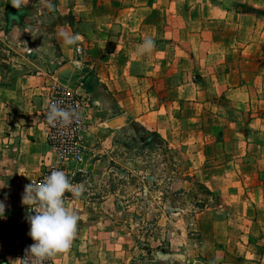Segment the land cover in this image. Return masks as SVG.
Instances as JSON below:
<instances>
[{
	"label": "crops",
	"instance_id": "0c3cea01",
	"mask_svg": "<svg viewBox=\"0 0 264 264\" xmlns=\"http://www.w3.org/2000/svg\"><path fill=\"white\" fill-rule=\"evenodd\" d=\"M62 31L80 39L66 44ZM146 37L154 47L141 54ZM86 75L95 98L135 99L136 128L185 146V177L211 194L196 213L207 264H264L253 243L264 235V0H0V264H21L25 185L61 162L44 137L42 95ZM64 199L81 220L55 264H105L98 218L86 217L98 201Z\"/></svg>",
	"mask_w": 264,
	"mask_h": 264
},
{
	"label": "rangeland",
	"instance_id": "374dc122",
	"mask_svg": "<svg viewBox=\"0 0 264 264\" xmlns=\"http://www.w3.org/2000/svg\"><path fill=\"white\" fill-rule=\"evenodd\" d=\"M87 78L68 86L72 88L51 86L42 95L40 117L48 144L66 156L67 169L77 170L71 183L87 181L84 193L99 203L100 208L86 217L98 218L101 235L96 245L103 263L207 264L205 235L197 229L196 213L212 204L211 194L204 181L189 182L185 177L189 174L185 146L156 131L136 128V123H144L137 119L135 99L110 91L105 98H95L93 78ZM78 86L87 92L83 94ZM53 103L69 106L68 123L60 119L49 123L47 113ZM151 132L155 137L149 136ZM86 157L90 162L101 160L95 173L83 172ZM256 236L253 243L264 247V235ZM115 245L117 250L110 255Z\"/></svg>",
	"mask_w": 264,
	"mask_h": 264
},
{
	"label": "clouds",
	"instance_id": "9594fccd",
	"mask_svg": "<svg viewBox=\"0 0 264 264\" xmlns=\"http://www.w3.org/2000/svg\"><path fill=\"white\" fill-rule=\"evenodd\" d=\"M13 5L18 6L19 0H13ZM60 35L66 44H74L80 39L79 34L69 35L62 31ZM153 47L154 40L146 37L137 50L142 54L150 52ZM71 116L70 111L53 103L49 106L47 120L52 123L60 119L68 123ZM84 191L83 183H71L62 170L51 171L39 183L25 185L21 203L28 206V235L34 241L26 250L25 256L30 255L31 260L26 259L25 264H41L45 258L71 247L81 217L66 205L64 194L70 192L73 197L79 198ZM5 208V203L0 201V218L5 217Z\"/></svg>",
	"mask_w": 264,
	"mask_h": 264
},
{
	"label": "built area",
	"instance_id": "2783aa9c",
	"mask_svg": "<svg viewBox=\"0 0 264 264\" xmlns=\"http://www.w3.org/2000/svg\"><path fill=\"white\" fill-rule=\"evenodd\" d=\"M64 93H67L70 95V92H66L65 90H62V94ZM69 109V106L67 107ZM67 108H63V109H67ZM49 141L51 142V144L53 145L55 143V140H50ZM65 157L66 156H61V162L59 165L57 166H53L47 170H45L33 183H39L43 180V178L50 174L51 171L53 170H62L64 171V173L66 174V176L68 177V179L70 180V182H72V178L75 176L76 174V171L77 170H70V169H67L66 165H65ZM28 215V213H27ZM27 217V216H26ZM24 226H25V238H24V241L20 247V259H21V264H25V260H31V256H25L26 255V250L28 249V247L34 243V241L32 240V238L28 235V232H29V229H30V224L28 223L27 219L25 218L24 220ZM41 264H55L54 262V258L53 256L51 257H48V258H45Z\"/></svg>",
	"mask_w": 264,
	"mask_h": 264
}]
</instances>
